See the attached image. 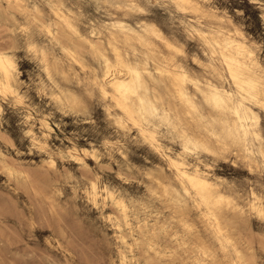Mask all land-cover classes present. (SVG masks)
Segmentation results:
<instances>
[{"label":"rangeland","instance_id":"1","mask_svg":"<svg viewBox=\"0 0 264 264\" xmlns=\"http://www.w3.org/2000/svg\"><path fill=\"white\" fill-rule=\"evenodd\" d=\"M208 39L244 42L264 81V0H0V51L24 73L0 90V264H264V103L248 101L259 136L231 134L207 95L241 94ZM106 57L148 69L162 109L141 125L103 92ZM167 154L210 177L217 220Z\"/></svg>","mask_w":264,"mask_h":264},{"label":"bare ground","instance_id":"2","mask_svg":"<svg viewBox=\"0 0 264 264\" xmlns=\"http://www.w3.org/2000/svg\"><path fill=\"white\" fill-rule=\"evenodd\" d=\"M182 3H190L191 0H177ZM196 33L206 38V32L193 26ZM154 33H158L157 28H152ZM209 44L220 50L221 57L227 66L228 73L232 82L236 85L241 94V99L234 100L233 94L226 88H220L212 84L207 100L217 109L229 110L234 116L235 121L231 126L230 132L233 135L247 138L250 134L259 136L256 125L260 121V116L255 111L253 105L249 102L264 103V81L252 71L249 59L254 53L249 50L246 44L236 39H226L225 41L210 40ZM105 76L109 77V82L102 86L106 95H111L119 108H121L135 124L141 125L146 122L150 115L158 113L162 108L158 102V97L152 94L146 80L148 69L136 64H131L120 60L119 63H112L109 58H105ZM13 69L17 70L16 61L8 54L0 51V90L3 94L18 95V90L12 82L14 75ZM162 71V69H160ZM177 82H184L188 74L183 71L174 75ZM179 96L185 100L188 106L197 110L195 102L188 97L183 88L178 89ZM135 100V101H134ZM30 116V115H29ZM45 128H51L48 120L42 124ZM33 132L32 129H30ZM149 137L157 142L154 131H148ZM198 146V142L190 138L186 141V148L189 146ZM157 150V149H156ZM158 151V150H157ZM167 160L174 166L180 179L192 189L198 196L199 203L209 210V215L218 219L216 209L223 200V195L216 193L214 183L203 171L199 164L189 166L188 160L183 155H169ZM164 158V157H163ZM54 163L53 158L50 159ZM94 195L97 197L99 192L94 184ZM110 197L115 199L111 194ZM119 204L126 208L122 201ZM223 229L218 225V231ZM125 241V240H124Z\"/></svg>","mask_w":264,"mask_h":264},{"label":"clouds","instance_id":"3","mask_svg":"<svg viewBox=\"0 0 264 264\" xmlns=\"http://www.w3.org/2000/svg\"><path fill=\"white\" fill-rule=\"evenodd\" d=\"M13 72L18 76L24 75V73L16 72L15 69H13ZM206 131H207V129H206ZM208 138H209L208 142L212 145V147H205V148H203V151L206 153H210V155H212V156H217V157H220L221 159H223L224 157L222 154L230 151L229 143H227L218 134H216L215 132H212V131H208ZM186 151H188V150L186 149ZM260 155L264 156V152H261ZM199 162L201 164L204 163L203 160H201ZM227 162L228 161L225 160V163H227Z\"/></svg>","mask_w":264,"mask_h":264}]
</instances>
